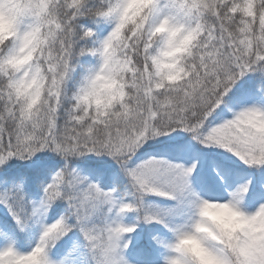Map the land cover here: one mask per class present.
<instances>
[{
    "label": "snow or ice",
    "instance_id": "6c2138e0",
    "mask_svg": "<svg viewBox=\"0 0 264 264\" xmlns=\"http://www.w3.org/2000/svg\"><path fill=\"white\" fill-rule=\"evenodd\" d=\"M0 264H264V0H0Z\"/></svg>",
    "mask_w": 264,
    "mask_h": 264
}]
</instances>
